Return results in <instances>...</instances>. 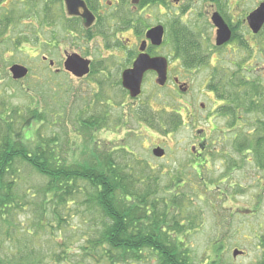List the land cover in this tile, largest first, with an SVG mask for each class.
<instances>
[{"label": "rangeland", "instance_id": "obj_1", "mask_svg": "<svg viewBox=\"0 0 264 264\" xmlns=\"http://www.w3.org/2000/svg\"><path fill=\"white\" fill-rule=\"evenodd\" d=\"M260 1L262 0H243L242 2L232 0V4L237 2L238 5L235 10L230 7L229 13L238 12L239 16L242 8L246 12L250 11ZM199 2L200 0H195L194 5L197 9L192 18L188 15L183 17V20H188L189 24L193 23V20L195 23L199 21L196 29L205 34L207 41L210 37L212 41L214 32L210 20L205 16L197 15L203 8L199 7ZM59 29L61 28L57 26L55 32L57 37L60 36ZM262 31L256 36L260 44L264 37ZM240 33L248 38V33L241 27L238 28L237 34ZM101 39L97 36L91 41L84 40L81 43L84 49L81 55H89L96 60L98 57L101 58L99 52L104 47ZM169 44L170 42L166 40L162 51L165 57L171 53ZM32 49L27 44H22L19 50H12L5 55L7 62L0 61V108L2 102L7 107H17L20 110L27 106L42 107L44 121L39 125H33L32 130L25 129L26 137H31L33 130L38 127V132L45 140L55 138V149L60 151L68 149L67 153H64L69 163L83 162L86 157H90L88 149L95 142L96 148L111 151L119 149V144H122L121 147H127V152L132 151L133 155L126 154V151L114 153H117L120 161L131 167V175L141 180L143 176H148V183L158 185L154 198L157 199L158 210H163L161 212L163 225L159 234L162 236V228H164L163 233H168L169 239L172 237L179 239L181 244L177 248L188 254L191 264H257L260 261L264 250V171L252 160L242 163V157L235 154L231 145L228 144L229 136L225 139L226 119L219 114H213L220 103L216 95L213 96L207 89L209 76L215 66L214 61L203 69L187 72L169 57L172 64H177L176 66L179 67L178 70L172 67L170 75L177 76L180 82L188 84L187 89L185 87V90L183 88L181 91L174 85L173 79L161 88L149 75V85L148 83L145 85L138 102L147 100L150 105L158 109L161 103L166 101L171 104L167 111L171 108H179L178 112L181 113L179 127L174 132L163 135L147 128L144 124L143 129H140L132 119L127 126H123L122 117L125 111L121 106L123 95L118 87H113V81L120 77L117 71L106 79L98 78L101 88L99 94L93 83L95 75L90 78L76 79L61 73L56 80L47 83L46 77L49 72H53L55 68L62 69L61 48L54 47L48 50L47 46H43L38 50ZM42 55L55 60L51 71L48 70L47 63L42 60ZM218 56L224 65L233 58L238 59L241 56L242 60L245 59V64H252L253 72L248 75L264 79V55L261 53L259 56L257 50L251 57L247 50L237 48L236 43L232 42L222 48L218 54H214L213 59ZM14 62L29 69V75L18 82L13 81L8 72L10 64ZM97 94L102 99L98 98ZM108 98L112 99L111 103ZM125 98H127L126 95H124ZM200 103L204 106L201 107ZM185 106L188 111H195L198 117L196 119L188 117ZM134 107L133 105L132 108ZM77 115L84 121L91 116L104 117L105 115L107 122L101 129L85 132L79 125ZM207 116L209 117L206 118ZM120 118L121 120L118 121ZM201 138L206 140L209 149L212 150L210 156L212 160L207 167L194 168L195 166L192 165L195 162L194 153L190 147ZM218 139L221 141L223 139L222 144ZM211 140L212 144H210ZM156 144L164 148L166 153L164 158H156L152 155L151 150ZM220 150L232 155V162H237L240 166H236L234 171L228 170L229 160L222 161L223 157L219 155ZM20 175L22 178L17 179L14 189L17 192L21 189L23 192L29 191L25 199L30 204L26 211L16 215L18 226L22 231H17L12 241H9L8 237L0 236V251H2L1 247L6 248L9 246L7 244L11 243L12 251L14 248L19 250L22 247L19 244L26 242L38 249L34 258L40 260L41 256L44 257L41 264H97L96 261L82 256L81 246H85L84 238L92 233V227H101L99 210L96 208L97 211L93 212V215L84 214L85 209L73 202L69 204V209L64 211L62 234L56 227L48 228L47 225L42 227V223L52 222L48 205H45L46 210L42 214L45 208L40 202L41 195L38 193V189L42 187L41 182L45 178L29 168L21 169ZM211 179H213L212 183H209ZM26 200L24 202L28 204ZM174 222L176 225L172 228L175 230H172L170 226ZM25 230L31 231L26 239L16 238L25 234ZM23 249L30 248L23 246ZM234 250L239 251L235 256ZM56 252L59 253L60 259L54 255ZM63 252L66 253V259L61 255ZM143 255V260H126L121 264H157V257L153 252L146 251ZM214 259H218L217 262L211 263Z\"/></svg>", "mask_w": 264, "mask_h": 264}, {"label": "trees", "instance_id": "obj_2", "mask_svg": "<svg viewBox=\"0 0 264 264\" xmlns=\"http://www.w3.org/2000/svg\"><path fill=\"white\" fill-rule=\"evenodd\" d=\"M213 1L217 2V0ZM181 28L184 29L183 32L171 34L174 48L181 56L182 66L194 69L204 61V58L198 55V52L203 50L201 36L189 27L181 25ZM262 32L264 33V29ZM99 33L104 40L105 48L113 47L109 42L108 32ZM231 42H235L237 48L242 50L249 49L246 42L237 37L236 32H233ZM263 47L259 48V56L261 53L264 55ZM235 59L228 61L227 65L212 68L207 89L214 91L216 99L220 101L215 110L226 119L225 139L229 136L228 144L231 145L234 153L242 155V163L252 160L264 171V79L248 75L253 70L251 66L245 65V59L242 60L241 56ZM96 69L98 72L101 71L99 68ZM162 105L163 109L157 116L151 114L150 110L147 113L142 112L141 115L136 113V116L147 128L167 135L179 127L180 114L179 108H171L167 111L171 106L168 102L163 101ZM105 117V115L104 117L95 115L84 121L77 115L79 125L85 132L101 129L107 122ZM120 120L121 118L118 119ZM43 121L42 107L27 106L20 110L17 107H7L3 102L1 104L0 236L2 238L8 237V240L12 241L15 233L22 231L18 226L16 215L26 211L30 204L25 199L29 191L23 192L21 189L17 192L14 186L17 179L22 178L21 169L29 168L45 178L38 193L41 195L40 202L45 208L42 214L46 210L45 205H48L52 222L42 223V227L46 225L48 228L56 227L62 234L64 211L68 210L69 204L73 202L85 209L84 214L93 215V212L97 211L96 208L99 210L101 227H92V233L84 238L85 246H81L84 258L96 261L97 264L103 262L121 264L126 260H143V253L151 251L157 257V264H191L188 254L178 249L181 244L179 239L171 238L170 235L171 239H169L168 233H163L164 228H162V236H164L159 234L163 225L161 222L163 210H158L157 199L154 198L158 190L157 183L155 185L148 183V176H143V180L132 176L131 167L120 161L117 153H114L126 151V154L133 155L132 151L127 152V147H121L122 144H119V149L113 151L99 149L96 148L95 142L88 149L90 157H86L83 162L69 163L65 155L68 149L61 151L55 149V138L45 140L38 132V127L33 130L31 137L25 136V129L32 130L33 125H39ZM223 139L222 141L218 139L220 144ZM192 165L195 166L194 168L207 167V163L201 160L195 161ZM235 167L233 162L231 164L228 162V170L234 171ZM230 171L227 173L231 174ZM212 180L209 183H212ZM25 200L28 204H25ZM175 225L174 222L170 226L172 230H175L172 228ZM25 231V234L16 238L26 239L31 231ZM11 244H7L9 246L6 248L1 247L0 264L42 263L44 257L41 256L40 260L33 257L38 252L33 244L22 242L19 244L22 246L21 249L14 248L13 251ZM23 246L30 249L24 250ZM58 254L56 252L54 255L58 258ZM61 255L64 259L67 258L65 252ZM217 260L214 259L211 263ZM257 264H264V250L263 257Z\"/></svg>", "mask_w": 264, "mask_h": 264}, {"label": "flooded vegetation", "instance_id": "obj_3", "mask_svg": "<svg viewBox=\"0 0 264 264\" xmlns=\"http://www.w3.org/2000/svg\"><path fill=\"white\" fill-rule=\"evenodd\" d=\"M238 1L242 2L243 0ZM69 2L75 7H79V3H83L84 7L91 13L93 22L88 28H85L83 25V17L68 13L67 0H0V61L7 62L5 55H7L8 52H12V50H19L22 44H27L29 47L33 48L32 50H38L39 47L43 46H47L48 50L54 47L58 49L61 48L62 69L55 68L53 72H49V75L46 77L47 83L56 80L57 76L61 73H65L66 76H71L76 79L90 78L95 75L93 83L96 85V92L98 94L101 90L98 78L101 77L106 79L108 76H112L113 72L115 73L117 71L120 77L119 79L117 78L116 81H113V87H118L123 95V103H121V106L125 109L122 117L123 126H127L129 120L135 118L136 121L133 120L134 124L136 123L140 129H143V123L138 120L136 113L137 115H141L142 112L146 111L147 113V111L150 110L151 114L157 116L159 111L163 109L162 103L158 109H155L147 100L138 102L145 85H147V83L149 85V75L152 76L156 83L157 75L155 71L148 70L144 73L140 85V94L136 97H131L128 90L121 85L122 71L130 68L133 61L141 52L148 54L150 57L164 56L162 51L165 41H169L171 53L166 56L168 63L165 85L173 79L174 85L181 91L183 88L185 90V87L187 89L188 84L187 82H180L177 76L170 75L172 67H176L177 70L179 68L176 66L177 64H172V60L176 61L179 66L187 72L203 69L212 61H214L215 66L212 64L214 67L217 65H224L219 56L213 59L214 54H218L222 48L227 47L232 42L229 41L220 46L215 44L216 28L211 22V16L214 12H218L221 15L223 20L230 27L232 36L233 32H236L237 37L246 42L249 48L247 49L248 53L252 52L250 55L251 57L256 50L259 51V47H261L264 42L260 44L258 43L259 40L256 39V36H258L260 32L253 34L250 31L247 16L251 10L246 12L242 8L239 12V16L238 12L234 14L229 13L230 7L232 10H235V7L238 5L237 2L232 4V0H217V2L213 0H200L199 2V7L201 8L202 6L203 8L197 15L199 17L205 16L210 20L214 32L212 38L213 42L210 40L211 37L207 41L205 34H202V31L196 29L199 21L195 23L193 20V23L189 24L187 22L188 20H183V17L188 15L192 18L195 9H197L194 5L195 0H137L136 2L133 0H69ZM158 24L162 25L164 28L163 39L161 44L154 45L145 34L148 29ZM181 25L189 27L192 31L198 32V35L201 36V47H203V50L199 51L198 55L204 58V61L194 69L182 66L181 56L174 48L171 34L183 32L184 29L181 28ZM57 26L61 28L59 29V37H57L55 33L57 31ZM239 27L246 30L249 39L244 37L241 33L237 34ZM99 32H108L109 42L113 44V47L105 48L104 40ZM97 36L102 38L101 40L103 41L104 47L100 51L104 56L102 57V53L99 52L101 58L98 57L96 60L89 55H81L82 50H84L82 49L81 43H83L84 40L91 41ZM142 43L144 45L143 51L140 49ZM74 53L90 61L88 73L81 77L74 76L65 69L64 62L67 56ZM41 57L42 60L47 63L48 70L51 71V68L55 65V60L49 59L46 55H42ZM169 57H171L172 60H170ZM13 64H15V62L11 63L9 68ZM245 65L251 66L252 64ZM95 67L101 69V71L98 72ZM28 75L29 69L24 78ZM210 79L211 74L207 83H209ZM159 87L163 88V86ZM210 92L213 96L215 95L214 91ZM98 94L97 97L101 98ZM124 95H126L127 98L124 99ZM108 101L111 103L112 99L108 98ZM133 105L135 106L134 108H132ZM200 106L203 107L204 104L200 103ZM184 108L187 110L188 117L192 119L198 117L195 111H188L186 106ZM179 114L181 115L180 112ZM213 114L215 115L218 113L215 110ZM208 117L209 116L206 118ZM210 117L212 118V115H210ZM212 143L211 140L210 144ZM190 150L194 153L193 159L196 162L200 160L203 162L204 160L208 165L210 160H212L210 158L212 150L209 149V145L204 138H201L196 144L192 145ZM165 154L160 158H164ZM219 155H221V158L223 157L222 161L229 160L228 162L230 164L232 163V155L229 153L221 151ZM239 156L242 157V155ZM234 166L239 167L240 165L236 162Z\"/></svg>", "mask_w": 264, "mask_h": 264}, {"label": "water", "instance_id": "obj_4", "mask_svg": "<svg viewBox=\"0 0 264 264\" xmlns=\"http://www.w3.org/2000/svg\"><path fill=\"white\" fill-rule=\"evenodd\" d=\"M136 2L137 0H133ZM67 10L69 14L80 15L83 17L84 27H89L93 22V16L84 7L83 3H79V7L72 5L69 0H67ZM211 20L213 24L217 27L216 30V45H222L229 41L231 38V30L219 13H213ZM247 22L249 28L253 33H257L264 23V2L260 3L253 11L247 16ZM164 29L162 25H156L151 27L146 31V37L154 45H159L162 42ZM140 49L144 50L143 43ZM89 60L82 58L80 55L74 53L67 56L64 65L65 69L74 74L77 77H81L88 73L89 71ZM10 72L13 79L23 78L27 74V68L20 65L14 64L10 67ZM153 70L157 74L156 82L159 85H163L166 81L167 75V59L163 56L150 57L148 54L141 52L133 62L131 68L125 69L122 72L121 80L122 85L128 90L131 97H136L140 93V85L142 81L143 74L148 71ZM152 153L156 157H161L164 154V150L160 147H155ZM238 250L233 251V255H237Z\"/></svg>", "mask_w": 264, "mask_h": 264}]
</instances>
